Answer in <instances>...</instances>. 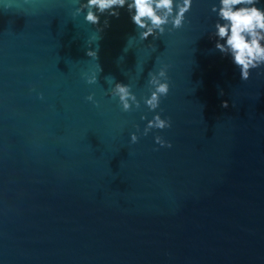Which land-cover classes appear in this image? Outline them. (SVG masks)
I'll use <instances>...</instances> for the list:
<instances>
[{
	"label": "water",
	"instance_id": "obj_1",
	"mask_svg": "<svg viewBox=\"0 0 264 264\" xmlns=\"http://www.w3.org/2000/svg\"><path fill=\"white\" fill-rule=\"evenodd\" d=\"M8 2L0 264H264V66L241 81L214 48L215 0H193L179 29L142 41L123 8L96 33L106 14L87 24L73 0ZM162 65L169 91L155 111L170 127L130 144L154 113L142 101L122 112L106 77L140 100Z\"/></svg>",
	"mask_w": 264,
	"mask_h": 264
},
{
	"label": "clouds",
	"instance_id": "obj_2",
	"mask_svg": "<svg viewBox=\"0 0 264 264\" xmlns=\"http://www.w3.org/2000/svg\"><path fill=\"white\" fill-rule=\"evenodd\" d=\"M259 2L260 0H215L210 7V11L217 18L212 26L213 31L209 33L210 38L215 37L214 48L230 59L238 69L241 81L249 78L250 70L264 66V8L256 6ZM73 3L75 7L72 16L83 14V21L93 26L100 22L102 14H106L101 26L96 27V33L109 26L107 16L118 17L119 10L125 9L130 22L139 30L138 39L142 41L149 36L155 39L163 35L166 29L168 32L179 29L185 23V14L190 10L193 0H73ZM9 6L8 0H0V10H6ZM93 39L97 38L90 37L89 45ZM85 54L91 59H96L95 49L87 50ZM166 69L167 65H162L155 72L148 73V94L140 100L130 91L128 84L113 83L111 77H106V82L111 85L107 94L117 100L122 112H128L130 106L138 109L142 101L148 112L154 113L150 119H146L144 115L140 116L141 121L146 120L142 130L133 125L136 132L129 133L130 144L137 142V132L146 136L150 130L170 127L169 119L161 118L160 113L155 111L160 98L169 91ZM96 75L93 73L86 76L85 82L96 83ZM219 94H223L222 90ZM37 98H41L39 93ZM84 99L93 106L97 104L92 94ZM226 106L227 102L221 103V107ZM153 142L160 147H171V144L159 135H153Z\"/></svg>",
	"mask_w": 264,
	"mask_h": 264
}]
</instances>
